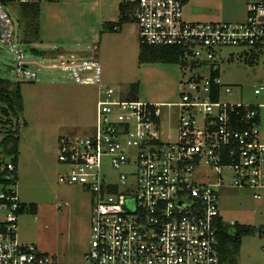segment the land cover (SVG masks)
<instances>
[{
	"label": "built area",
	"instance_id": "built-area-1",
	"mask_svg": "<svg viewBox=\"0 0 264 264\" xmlns=\"http://www.w3.org/2000/svg\"><path fill=\"white\" fill-rule=\"evenodd\" d=\"M39 1L0 0V44L12 55L20 81H36L46 67L97 88L94 123L57 143L59 182L90 196L89 238L79 264H238L222 253V233L236 223L220 214L219 193L230 186L263 197V105L224 101L233 87L222 84L215 59L226 48L244 49L250 59L264 52V0H244L245 19L236 22L188 21L187 0H131L140 45L176 49L178 64L188 69L176 104L129 99L122 89L104 86L92 57L71 54L38 68L35 59L43 55L28 59L18 37L20 22L11 14ZM5 156L0 150V264H68L17 240L23 204L17 164ZM202 166L215 171V184L209 173L204 181L196 178ZM223 170L231 174L229 186Z\"/></svg>",
	"mask_w": 264,
	"mask_h": 264
},
{
	"label": "rangeland",
	"instance_id": "rangeland-1",
	"mask_svg": "<svg viewBox=\"0 0 264 264\" xmlns=\"http://www.w3.org/2000/svg\"><path fill=\"white\" fill-rule=\"evenodd\" d=\"M129 1L40 0L36 19L38 35L23 46L28 59L39 55L35 52H43L42 57L35 59L42 64L37 65L41 68L55 62L59 64L73 51L77 60L96 59L101 68L102 84L122 89L129 99L178 103L183 91L182 81L190 75L188 69L180 64L140 61V43L133 22L122 25L123 35L127 37L124 44L108 40L106 50H96L100 42L90 31L97 28L99 11L118 21L119 4ZM228 1L191 0L194 13L185 18L191 22L243 21L244 0H234L233 7ZM13 12L12 18L20 22L18 37L22 40L25 22L21 11L14 9ZM245 52L238 48L218 52L215 64L221 82L233 87V95L222 99L263 105L258 109V127L264 138V90L259 95L254 94L255 89L264 88V52L252 59L245 57ZM59 55L64 58L60 59ZM12 63L9 50L0 44V79L9 81L13 87L19 85L22 100V111L17 116H5L0 111V137L10 128H18L19 153L5 156L6 160L17 161L18 158L19 164L17 194L25 210L18 218L17 240L24 245H34L40 252L56 255L62 263L79 264L83 261L89 238L90 196L78 185L59 182L63 170L56 159L57 143L60 136L84 134L94 123L97 88L77 84L69 76L46 67L41 68L36 81H20L12 70ZM132 85H136L134 92L130 91ZM167 115L168 111L164 109L163 117ZM163 128L166 131V124ZM203 173H209L211 184L216 183L215 171L202 166L196 174L199 181H204ZM222 175L229 186L231 174L223 170ZM30 206L37 208L35 214ZM219 211L227 223L254 228L252 234L242 237L233 260L238 264H264V194L256 200L248 190L230 186L220 188ZM3 218L0 212V219Z\"/></svg>",
	"mask_w": 264,
	"mask_h": 264
},
{
	"label": "trees",
	"instance_id": "trees-1",
	"mask_svg": "<svg viewBox=\"0 0 264 264\" xmlns=\"http://www.w3.org/2000/svg\"><path fill=\"white\" fill-rule=\"evenodd\" d=\"M135 3L132 1L126 4H119V18L117 22H110L105 24V29L109 32H114L115 29H119L123 24L133 22L132 15L134 11ZM22 21L25 22L24 29V43H30L34 37L38 35V27L36 19L39 16V4H29L23 6L21 9ZM39 55H43V52H35ZM139 60L150 63H166V64H178L179 56L176 49L173 48H156L147 45H140ZM218 76L217 72L212 74V77ZM136 85L130 87V91L134 92ZM0 111L5 116H17L22 111V100L20 94L19 85H15L9 81L0 79ZM18 128L15 130L9 129L1 134L0 137V150L4 155L17 156L18 151ZM14 159V163H16ZM25 206L23 205L20 214H23ZM32 213H36L37 208L30 206ZM254 232V228L251 226L235 224L229 228L227 232H223L221 236L222 253L224 257L231 261L236 254L242 237L250 235Z\"/></svg>",
	"mask_w": 264,
	"mask_h": 264
},
{
	"label": "crops",
	"instance_id": "crops-1",
	"mask_svg": "<svg viewBox=\"0 0 264 264\" xmlns=\"http://www.w3.org/2000/svg\"><path fill=\"white\" fill-rule=\"evenodd\" d=\"M234 0H229L228 1V4L230 6L233 7V4H234ZM191 0H187V4H186V7H185V16L187 17H190V16H193L192 13H194V9L191 5ZM194 16H197L199 17L200 15L198 14H195ZM97 20H98V23H97V28H91V33L93 34V37H96L95 39L96 40H99L100 42V45L97 46L96 50L99 51V52H102L103 49L106 50V44H107V41L108 40H113L114 42H121L122 44H124V42H126V38L124 35H123V31H122V27L124 26H121L119 29H115L114 32H109L105 29V24L106 23H114V22H117V20H115L113 17H108L106 15V12L104 13L103 11H99L98 13V17H97ZM113 42V43H114ZM58 52V51H57ZM58 53H62L61 51H59ZM70 53L74 54L75 52L73 51H70ZM71 55V54H70ZM258 124H259V114H258ZM260 139L262 142H264V138L261 137L260 135ZM18 158H17V166H18ZM18 176H19V166L17 167V180H18Z\"/></svg>",
	"mask_w": 264,
	"mask_h": 264
}]
</instances>
